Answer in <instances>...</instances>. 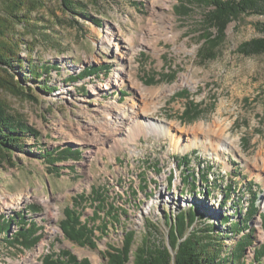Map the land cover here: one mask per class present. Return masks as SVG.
<instances>
[{
    "label": "rangeland",
    "instance_id": "1",
    "mask_svg": "<svg viewBox=\"0 0 264 264\" xmlns=\"http://www.w3.org/2000/svg\"><path fill=\"white\" fill-rule=\"evenodd\" d=\"M74 3L83 15L67 12L61 0H0V54L16 61L13 72L0 66V107L41 133V141L27 138L25 150L10 159L0 153V224L25 215L42 237L31 250L0 240V264H24L41 245L33 264L63 251L107 264L108 245L120 247L125 231L136 233L133 251L145 237L168 245L170 218L197 207L205 217L196 228L206 222L217 227L221 259L233 261L237 243L251 228L253 245L235 264H256V250L264 245V54L245 57L237 49L263 36L256 25L264 16L243 15L232 22L219 57L203 63L198 56L203 10L182 20L174 12L178 0ZM120 39L129 41L128 54L117 50ZM40 63L54 67L40 80L54 92L45 94L43 84L30 77V68ZM91 67L100 73L71 80ZM173 72V82L160 81ZM118 77L123 81L116 83ZM152 78L157 82L147 83ZM183 91L189 95L178 98ZM188 98L213 109L185 123L180 116ZM106 112L123 115L126 123L137 118L118 127ZM137 121L154 130L146 132ZM67 148L79 152L77 161L60 162L53 171L43 154ZM184 158L190 159L189 173ZM93 188L107 195L117 218L107 219L90 201L82 204V220L93 218L91 226L108 230L96 232L95 248H80L65 239L60 224L72 198ZM254 194L258 213L253 218L249 212L248 222ZM42 199L49 200L50 211ZM36 207L38 213L31 214ZM225 216L246 223L245 232L237 236L221 226Z\"/></svg>",
    "mask_w": 264,
    "mask_h": 264
},
{
    "label": "trees",
    "instance_id": "2",
    "mask_svg": "<svg viewBox=\"0 0 264 264\" xmlns=\"http://www.w3.org/2000/svg\"><path fill=\"white\" fill-rule=\"evenodd\" d=\"M61 1L67 12L82 14L75 8L74 0ZM196 10L204 11L198 25V32L200 33V39L202 41L198 56L201 62L209 63L215 61L219 57L221 48L225 44L227 38V30L232 22L243 15L264 16V0H178V4L174 7L176 16L182 20L190 18ZM256 29L263 36L242 43L237 49L239 54L245 57H254L264 54V23L257 24ZM15 62L16 61L12 58L0 54V66L4 67L5 72H13ZM53 70V66L46 64H42L39 68L36 66L33 69L30 68V77L33 80H38V84H43L40 90L45 92V94L54 92L55 89L46 85L44 80H40L42 76H49ZM99 73L100 70L97 67H91L81 71L77 77H72L71 80L74 82L75 79L82 80L86 77H93ZM175 79V72L160 76V81L162 82L168 81L170 83ZM156 82L157 81L153 78L147 81V83L150 84ZM188 95L186 91H183L178 93L177 97L184 98ZM213 106L212 104L209 109L203 108L202 105L196 104L188 98L185 103V110L180 116V120L185 123L196 122L203 118L205 113L213 109ZM27 138H32L35 142H39L41 141V133L22 118L12 115L0 107V153L2 152L6 158H9L10 155L16 152H23L25 150V145L23 144ZM69 151H71L70 148L52 152L46 151L42 158L53 171L58 172L55 167L56 164L67 160L77 161L75 157L79 155V152L71 151V155ZM175 161L181 162L178 158H175ZM183 165H186V162H183ZM48 171H50V169H48ZM186 171L187 173L190 172L188 168ZM191 178L192 177H190V179ZM170 182L169 185H172V181ZM231 190L232 188L229 187V194L228 192L224 193L226 199H229ZM196 192L197 190L193 189V194ZM209 194V192H206L205 196H209ZM254 196L255 201H251V205L246 213V220L248 222H250L249 212L252 213L253 218L258 213L256 207V194H254ZM108 200L109 198L107 195L96 188H93L91 194L84 193L73 197V204L65 208L64 219L60 224L65 239L80 248H95L98 241L96 232L100 230L105 234L108 229L105 225H103V227L96 225L91 226V224L94 223L93 218L83 221L82 218L85 208H81V205L90 201L91 205H94L99 213L104 212L107 214V219L111 217L117 218L116 214L118 211L108 203ZM197 209H191L187 213L182 211L176 215L174 219L172 217L170 218L171 222H168V226L170 227L168 245L155 244L145 237L141 245L133 251L136 233L134 231H125L120 247L108 245V250L105 252L107 264H129L132 254L134 256L133 264H228L229 261L235 264V258L241 259L242 254L253 245L251 240L253 238L252 229L247 227L249 235L245 239L242 236L237 243L236 250L231 257L233 261L230 259L228 260L227 257L221 259L219 254L221 247L217 248L218 245L215 243L217 235L214 237L217 227L214 224H208L206 222L204 225H201L203 227L196 228L198 223L203 221L205 217L204 214L198 213L200 208L197 207ZM38 211L39 209L36 207L35 211L31 214H37ZM238 215H240V213ZM94 217H97L96 213ZM236 217L237 216H225L220 224L221 226H230L228 227L230 233L240 236L245 232V229L243 230L241 227L246 223L240 219L237 223H233L231 220ZM262 222L264 225V213L262 215ZM11 226L12 231L10 232L9 229ZM13 227H17L18 231L13 233ZM38 232L37 224L26 219V216L21 214H17L16 219H10L7 222L3 219V222L0 224V240H4L10 247L17 246L25 250L35 248L42 240ZM255 263L264 264V245H261L259 249L256 250ZM42 264L92 263L87 258L79 260L70 252L63 251L61 254L49 253L45 255L42 259Z\"/></svg>",
    "mask_w": 264,
    "mask_h": 264
},
{
    "label": "bare ground",
    "instance_id": "3",
    "mask_svg": "<svg viewBox=\"0 0 264 264\" xmlns=\"http://www.w3.org/2000/svg\"><path fill=\"white\" fill-rule=\"evenodd\" d=\"M113 37L114 36H112V38L110 37V41L112 40L113 41ZM117 43L115 44V46H116V48H117V50H119V49H121L122 50V52L124 53V54H128L129 52H130V50H131V46H130V44H129V41L128 40H126V39H120V40H118V41H116ZM110 43V42H109ZM123 81V78H121V79H119V77L116 79V83L118 82V81ZM107 111V110H106ZM107 113V112H106ZM108 114V116H109V120L111 121H113V122H116V124L118 125V127H124V128H126L127 126H128V124L132 121V120H134V119H136L137 117L135 116L130 122H128V123H126V118L123 116V115H118L117 113H107ZM108 120V121H109ZM111 121V122H112ZM137 123V125H139V126H142L144 129H145V131L146 132H148V131H150V130H154L153 129V126L151 125V124H146V125H144L143 126V123H140L139 121H137L136 122ZM117 134L119 135V134H121V133H116V135L115 136H117ZM174 145H175V148L176 149H180V142H179V140L177 141V140H175V142H174ZM184 150H186V147L184 148ZM200 156V155H199ZM198 157V156H197ZM193 163H195V161L193 160ZM258 164V161L256 162V166H260V165H257ZM263 166H264V159H262V163H261ZM261 167V166H260ZM262 169V168H261ZM213 172L211 173V175L213 176ZM259 177V176H258ZM42 203L47 207V209L50 211V203H49V200H47V199H42ZM57 214H59V212H58V210H56V213H55V215L54 216H57ZM55 219V218H54ZM42 249H43V245H41L38 249H37V251L36 252H34V253H32V254H29L28 255V257H25V259H24V264H33L35 261H36V257H37V254L39 253V252H41L42 251Z\"/></svg>",
    "mask_w": 264,
    "mask_h": 264
},
{
    "label": "water",
    "instance_id": "4",
    "mask_svg": "<svg viewBox=\"0 0 264 264\" xmlns=\"http://www.w3.org/2000/svg\"><path fill=\"white\" fill-rule=\"evenodd\" d=\"M11 231H12V226H11V228H10V232H11ZM10 232H9V233H10Z\"/></svg>",
    "mask_w": 264,
    "mask_h": 264
}]
</instances>
